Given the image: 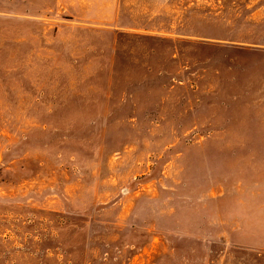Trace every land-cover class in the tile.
Instances as JSON below:
<instances>
[{"label": "rangeland", "instance_id": "obj_1", "mask_svg": "<svg viewBox=\"0 0 264 264\" xmlns=\"http://www.w3.org/2000/svg\"><path fill=\"white\" fill-rule=\"evenodd\" d=\"M0 264H264V0H0Z\"/></svg>", "mask_w": 264, "mask_h": 264}]
</instances>
